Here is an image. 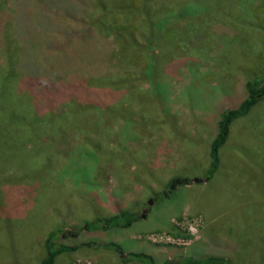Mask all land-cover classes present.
I'll return each instance as SVG.
<instances>
[{"label": "rangeland", "instance_id": "rangeland-1", "mask_svg": "<svg viewBox=\"0 0 264 264\" xmlns=\"http://www.w3.org/2000/svg\"><path fill=\"white\" fill-rule=\"evenodd\" d=\"M125 1L129 16L92 4L75 18L43 2L42 14L12 18L10 30L0 15V50L11 42L25 68L13 104H44L41 118L0 128V264H39L55 230L76 246L56 264H142L130 253L264 264V99L231 123L207 178L220 114L264 72V0H200L182 14L186 0H109ZM0 3L3 14L12 8ZM231 11L252 27L228 20ZM37 18L48 25L33 32ZM113 25L133 36L128 50L113 43ZM68 27L84 36L63 45ZM58 45L70 68L57 64ZM118 73L123 83L106 82ZM127 211L137 216L129 228L90 229Z\"/></svg>", "mask_w": 264, "mask_h": 264}, {"label": "trees", "instance_id": "trees-1", "mask_svg": "<svg viewBox=\"0 0 264 264\" xmlns=\"http://www.w3.org/2000/svg\"><path fill=\"white\" fill-rule=\"evenodd\" d=\"M12 8L6 11L4 14L2 13L4 5L0 3V15H4V21L6 22L5 27L10 30L12 18L16 20L19 19L22 15H27L28 17H34L35 15H40L43 13L41 11L42 6L44 5L43 2H47L49 4H45V6L49 7V11L52 12L54 8L62 15H70V17L75 18L80 13V10L83 7H91L90 5L94 4L100 8V13L103 14L105 11H112L113 15L117 16H129L132 12V4L129 1H125L120 3L119 7H112L109 0H10ZM186 3L180 5L183 9L181 10L182 13L188 12V9H195L196 11L200 10L201 2L200 0H192V4ZM182 2V1H181ZM93 6V5H92ZM104 6L105 9H104ZM190 7V8H189ZM33 8V12L31 9ZM228 10H231L227 8ZM39 10V11H36ZM233 10V9H232ZM55 13V12H53ZM72 13V14H71ZM186 15V14H185ZM49 17V16H46ZM246 16L241 15L237 11H231L227 19L232 20L238 25L250 26L251 21L247 19ZM124 19V18H123ZM31 30L34 32L37 26L45 28L44 22L35 19L30 21ZM42 22V23H41ZM14 24V23H13ZM115 27V25H113ZM69 30L64 31L65 37L63 38V45H67L70 43L69 41H76L81 40L84 34L79 29H74L68 27ZM254 28V27H253ZM9 34V33H8ZM7 34V35H8ZM113 43L119 45V50L124 49L128 50L130 46L134 44L133 36L127 34V41L124 39V32L121 29V26H116L115 30L113 31ZM174 37V35H172ZM8 38V36H6ZM126 41V43H124ZM152 45L155 48H160L161 37L158 35L153 36ZM69 45V44H68ZM93 45V44H92ZM0 53L3 54L5 63L0 64V128L7 129L10 127L11 123L17 122H28L33 121L35 119L41 118V115L44 114L43 111V102L40 100L37 102L35 107L37 108H30L26 111L23 108L21 109L20 106L13 104V101L18 95L21 93V88L24 86L21 84L22 79L24 80V70L25 68H20V53L15 51V48L11 42H5L3 47L1 48ZM131 49V48H130ZM55 50L59 51L57 57V64L62 69L70 68L72 63L70 57L66 55V52L62 46L58 45ZM119 53V52H118ZM67 57H65V55ZM89 52H86L87 60L89 61ZM79 56H82L79 54ZM86 58V56H85ZM66 66V68L64 67ZM91 77V76H90ZM125 76L122 73H118L116 76L111 77L106 82L108 83H116L121 84L123 83ZM16 86V87H15ZM20 89L19 93L18 90ZM244 90L245 95L240 102V104L233 108L227 109L222 111L219 116V120L217 121V131L216 135L213 140L209 144V158L211 160L210 166L207 171V178L210 179L215 172L217 171L220 159H219V150L225 144L229 136V127L231 123L240 117H243L248 113V111L261 99H264V72L263 74L256 76L250 80H247L244 83ZM71 93V91H64V93ZM116 103V102H115ZM116 105V104H115ZM66 109H69L65 106ZM43 118V117H42ZM44 119V118H43ZM5 131V130H4ZM22 143V137H20ZM27 144V143H26ZM33 148L34 144L32 143ZM31 151L30 149H28ZM2 153H0V165L2 163L1 159ZM7 157V154L6 156ZM8 158V157H7ZM4 172L0 168V176L3 175ZM137 219V216L133 212H124L119 215H114L109 219L104 221L95 222L90 225V229L94 228H101V226H105L106 228H114V227H121V228H129L132 223ZM60 231L55 230L54 232H50L43 243V252L44 256L40 260L39 264H56V259L59 255L73 252L76 250L75 245H67L61 244L58 242ZM113 246V245H110ZM128 258L135 259L142 264H170L169 262L165 261L163 263H155L151 256L143 254V253H130L127 256ZM178 264H230L228 260L220 257H207L203 259H196L194 257H183L179 259Z\"/></svg>", "mask_w": 264, "mask_h": 264}, {"label": "water", "instance_id": "water-1", "mask_svg": "<svg viewBox=\"0 0 264 264\" xmlns=\"http://www.w3.org/2000/svg\"><path fill=\"white\" fill-rule=\"evenodd\" d=\"M202 180H198V179H194L192 180L191 182L192 183H197V182H200ZM181 184H188V181L187 180H183V181H176L175 183H173L170 187V190H169V193H171L172 191H175L177 189V186L178 185H181Z\"/></svg>", "mask_w": 264, "mask_h": 264}, {"label": "flooded vegetation", "instance_id": "flooded-vegetation-1", "mask_svg": "<svg viewBox=\"0 0 264 264\" xmlns=\"http://www.w3.org/2000/svg\"><path fill=\"white\" fill-rule=\"evenodd\" d=\"M172 184H173V183H172ZM172 184H171V185H172ZM163 196H167V193H165ZM149 203H150V205H151V204L153 203V200L150 201ZM142 211H143V215H142V216H144V213H145L147 210H146V209H143Z\"/></svg>", "mask_w": 264, "mask_h": 264}]
</instances>
